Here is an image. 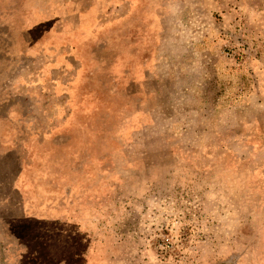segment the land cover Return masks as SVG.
I'll return each mask as SVG.
<instances>
[{
    "label": "rangeland",
    "instance_id": "rangeland-1",
    "mask_svg": "<svg viewBox=\"0 0 264 264\" xmlns=\"http://www.w3.org/2000/svg\"><path fill=\"white\" fill-rule=\"evenodd\" d=\"M0 264H264V0H0Z\"/></svg>",
    "mask_w": 264,
    "mask_h": 264
}]
</instances>
